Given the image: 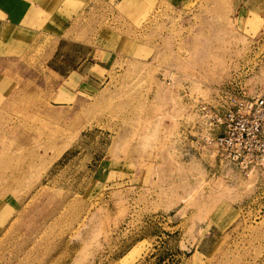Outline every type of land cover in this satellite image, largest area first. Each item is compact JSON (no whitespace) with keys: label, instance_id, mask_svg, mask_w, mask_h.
Masks as SVG:
<instances>
[{"label":"rangeland","instance_id":"rangeland-1","mask_svg":"<svg viewBox=\"0 0 264 264\" xmlns=\"http://www.w3.org/2000/svg\"><path fill=\"white\" fill-rule=\"evenodd\" d=\"M48 2L0 46V264H264V172L198 111L264 95V0Z\"/></svg>","mask_w":264,"mask_h":264},{"label":"built area","instance_id":"built-area-1","mask_svg":"<svg viewBox=\"0 0 264 264\" xmlns=\"http://www.w3.org/2000/svg\"><path fill=\"white\" fill-rule=\"evenodd\" d=\"M217 98L198 106L204 144L243 171L264 172V95L239 85L220 89Z\"/></svg>","mask_w":264,"mask_h":264},{"label":"crops","instance_id":"crops-1","mask_svg":"<svg viewBox=\"0 0 264 264\" xmlns=\"http://www.w3.org/2000/svg\"><path fill=\"white\" fill-rule=\"evenodd\" d=\"M32 4H34V7L32 6ZM48 4V0H0V46H2L3 43L8 44L12 40L15 41L12 36L4 34V29L7 26L33 31L36 34L42 33L41 29L34 27V23L36 21V14L33 13V10H35V12L40 10L43 11L45 10V7L46 9H48ZM24 14H26L25 18ZM23 18L25 23H23ZM13 59L14 57L12 56L5 57V54H2L0 51V98H6L14 91V89H12L11 91L1 90V84L5 81L4 76L7 71V68L5 69V65L13 62ZM60 87L61 86H59L57 89L60 90Z\"/></svg>","mask_w":264,"mask_h":264},{"label":"bare ground","instance_id":"bare-ground-1","mask_svg":"<svg viewBox=\"0 0 264 264\" xmlns=\"http://www.w3.org/2000/svg\"><path fill=\"white\" fill-rule=\"evenodd\" d=\"M2 100V97L0 98V101ZM11 260V259H10ZM7 263V262H6ZM9 263V262H8Z\"/></svg>","mask_w":264,"mask_h":264}]
</instances>
